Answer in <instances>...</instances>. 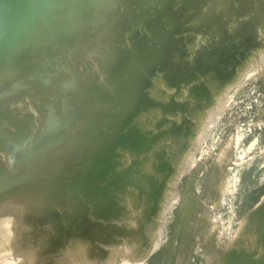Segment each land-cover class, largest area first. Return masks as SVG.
Masks as SVG:
<instances>
[{
	"label": "rangeland",
	"instance_id": "1",
	"mask_svg": "<svg viewBox=\"0 0 264 264\" xmlns=\"http://www.w3.org/2000/svg\"><path fill=\"white\" fill-rule=\"evenodd\" d=\"M5 1L0 0V28L3 24L4 30L3 34L0 29V194L22 182V161L53 147L62 133L81 132L82 122L91 113L101 111L100 106L109 110L122 92L137 90L142 97L136 100L117 136L128 133L138 139L139 146L120 144L118 140L108 142L111 152L97 165L101 175L91 180L99 188L112 180L114 185L117 183L110 201L113 215L103 220V215L92 208L98 202V193L82 195L79 187L63 198L67 205L71 203L69 206L61 203L64 195L57 194L61 206L55 205L56 209L64 214L62 211L72 209L77 202L73 207L77 213L66 211L64 222L68 215L67 221L72 219L69 223H73L81 209L89 208V220H103L105 227L116 226V234L99 242L109 257L118 256V260H112L115 264H225L224 258L240 232L252 224L253 213L264 205V0H75L77 8L70 0L68 5H60L63 9L58 8L57 0L49 3L50 7L46 4L50 0H40L43 7L39 0H30V6L27 0ZM54 5L61 12L56 7L53 11ZM28 8L33 12L29 14ZM35 9L38 13L45 11V15L39 13L42 16L37 18ZM74 10L77 17H73ZM49 20L48 28L44 27ZM13 21L29 25L22 24V29L20 24L19 32L14 33ZM76 23L77 30L71 29ZM31 27L35 28L32 33ZM34 31L44 37L36 39ZM27 37L31 38L29 42ZM8 40L16 46L7 45ZM24 44L29 48L24 49ZM28 50L34 53L30 55ZM124 52L137 53L139 58L133 68L117 72L107 58ZM146 53L155 54L156 60L147 62ZM233 57L237 59L235 65L222 71L223 77L216 81L219 66ZM75 80L82 83L78 94L70 92ZM49 108L62 113L53 120ZM99 125L85 123L82 130L106 133L112 129ZM37 143L42 147L35 148ZM52 163L41 167L43 171L36 168L41 171L37 175L54 174L56 165ZM7 174L13 175L9 179ZM54 204L51 201L50 211L55 209ZM39 211L36 218L42 213ZM28 212L26 215L33 216L35 211ZM41 216L37 220L44 221L45 216ZM33 218L29 220L33 221L31 227V222L20 226L21 232L34 229L39 220ZM40 221L39 225L43 224ZM44 225L54 236L47 233V240L49 237L58 245L54 250L57 256L84 264L77 259L74 246L65 242L74 234L73 229L63 233V224L61 230ZM32 230L23 235L38 239L39 234ZM59 233L65 234L64 238L58 239ZM257 246L264 249V237ZM244 252L248 261L256 256Z\"/></svg>",
	"mask_w": 264,
	"mask_h": 264
},
{
	"label": "bare ground",
	"instance_id": "2",
	"mask_svg": "<svg viewBox=\"0 0 264 264\" xmlns=\"http://www.w3.org/2000/svg\"><path fill=\"white\" fill-rule=\"evenodd\" d=\"M5 1V0H4ZM9 1V0H8ZM11 2L14 1V0H10ZM24 1V0H23ZM22 1V2H23ZM26 1V0H25ZM24 1V2H25ZM28 1V0H27ZM26 1V5L27 3H30V0L29 2ZM33 1V0H31ZM37 1V0H36ZM34 0V2H36ZM43 1V0H41ZM40 0L38 2H41ZM46 2H48V0H45ZM56 0H50L48 3H46L47 5H49L50 7V4L49 3H53L55 2ZM61 2V0H59ZM67 1L69 2L70 0H63L61 3L58 2L57 0V4H58V8L60 5L67 3ZM75 2V0H73ZM77 1V0H76ZM79 1V0H78ZM83 1V0H82ZM105 1V0H104ZM113 1V0H112ZM111 1V2H112ZM6 2V1H5ZM15 2V1H14ZM13 2V3H14ZM17 2V1H16ZM24 2H23V6H24ZM34 2H33V5H34ZM37 2V3H38ZM71 2V1H70ZM147 2V1H146ZM3 3V2H1ZM18 3V2H17ZM42 4H40L42 7L43 5V2H41ZM56 3V2H55ZM76 3V2H75ZM81 3V1H80ZM83 3V2H82ZM89 3V2H88ZM94 3V2H93ZM96 3V2H95ZM148 3V2H147ZM15 4V3H14ZM21 4V2H20ZM36 4V3H35ZM39 4V3H38ZM74 4V3H73ZM77 6H72V7H79V3H76ZM92 4V3H90ZM89 4V5H90ZM260 4V3H259ZM2 5V4H0ZM5 5H9L10 4H5ZM22 5V4H21ZM25 5V6H26ZM30 5H32L30 3ZM30 5H27V6H30ZM53 5V4H52ZM65 5H68L65 4ZM64 5V6H65ZM88 5V6H89ZM93 5H96V4H93ZM146 5V4H145ZM24 6V7H25ZM26 6V7H27ZM38 7V5H36ZM35 6V7H36ZM63 6V7H64ZM4 7V5L2 6ZM8 6H6V9H7ZM17 7V6H16ZM22 7V9L24 8ZM36 7V8H37ZM48 7V8H49ZM55 7L57 8V6L54 5V8L52 6V10L55 11ZM80 7H81V4H80ZM82 7H86V6H83L82 4ZM99 7V6H98ZM1 8V6H0ZM57 8V11L61 12V10L63 9L61 6L60 8H62L61 10H59ZM94 8V7H93ZM144 8V4H143V7ZM3 9V8H2ZM0 9V11L2 10ZM26 9V8H24ZM45 9V11H51L50 8L49 10L47 9V7L43 8ZM65 9H66V6H65ZM72 9V8H71ZM81 9V8H78V10ZM89 9V7H88ZM8 10V9H7ZM29 11V14L30 12L32 13L33 11H30V8L27 9ZM36 10V9H35ZM40 10V9H39ZM42 10V8H41ZM40 10L39 13H42V11ZM70 10V9H69ZM76 10V9H75ZM74 10V11H75ZM100 10V9H99ZM6 11V10H5ZM4 11V12H5ZM27 11V12H28ZM44 11V10H43ZM44 11V12H45ZM68 11V10H66ZM72 11V10H71ZM81 11V10H80ZM83 11V10H82ZM37 14H38V17L35 16L36 13H34L35 17L39 18V15L42 16V14H39L38 11L36 10ZM52 12V11H51ZM8 13V12H7ZM17 13V12H16ZM49 13V12H47ZM63 13V12H62ZM70 13V12H69ZM76 13V11H75ZM74 13V14H75ZM95 13V12H94ZM99 13V12H98ZM2 14V13H0ZM22 14V13H21ZM82 14V13H81ZM45 15V13H44ZM48 14H46L47 16ZM51 13L48 15V18L51 17L50 16ZM66 15V13H65ZM76 16H73V17H77V13L75 14ZM101 15V14H100ZM99 15V16H100ZM2 16V15H1ZM6 16V15H5ZM4 16V17H5ZM21 16V15H20ZM27 16L28 13H27ZM33 16H30L33 17ZM46 16L44 17L43 16V20H45ZM71 16V15H70ZM80 16V15H79ZM86 16V15H84ZM92 16V15H91ZM94 16V15H93ZM92 16V17H93ZM3 17V18H4ZM23 18V17H22ZM29 18V17H28ZM36 18V19H37ZM54 18V16L52 15V18L51 20ZM56 18V17H55ZM59 19L57 20H61L62 17H58ZM61 18V19H60ZM67 19L69 17H66ZM82 18V17H81ZM83 18H86V17H83ZM255 18V17H254ZM25 19V18H23ZM22 19V20H23ZM32 19V18H31ZM30 21L32 22L34 19H32ZM40 19V18H39ZM42 19V18H41ZM56 19H54V21H57ZM70 19V18H69ZM75 18H73V21H74ZM17 20V19H15ZM29 21V19H27ZM26 20V22H27ZM49 20V23L46 24V28L47 25L49 26L50 24V21ZM92 20V19H91ZM97 20V18H96ZM95 20V21H96ZM3 21V20H2ZM25 21V20H24ZM39 21V20H38ZM36 21V23L38 22ZM83 21V20H82ZM85 21V20H84ZM9 22V21H8ZM11 22V20H10ZM23 22V21H22ZM25 22V23H26ZM31 22H27V23H31ZM53 22V20L51 21ZM67 22V21H66ZM70 22V21H69ZM79 22H80V19H79ZM90 22V21H89ZM93 22H94V19H93ZM236 22H238L236 20ZM14 23V21H13ZM20 23V21L18 22ZM39 23V22H38ZM41 23V22H40ZM55 23H59V22H55ZM85 23V22H84ZM83 23V24H84ZM96 23V22H95ZM16 24V22L14 23ZM21 24V23H20ZM19 25H13V30H14V33H17L19 32L17 29L18 27L20 26ZM23 24V23H22ZM21 24V27L22 29L25 28L26 25H29V24H23L25 26H23ZM35 24V22H33V24H31L32 26ZM43 25V21L41 23ZM61 24V23H60ZM67 23H65L66 25ZM6 25V24H5ZM4 25V26H5ZM38 25V24H36ZM40 25V26H42ZM85 25H88V24H85ZM84 25V26H85ZM91 25V24H90ZM2 26L3 24L1 25V33H3L2 31ZM9 26V25H8ZM56 26V24H55ZM58 26V25H57ZM63 26V24L61 25ZM28 27V26H27ZM26 27V28H27ZM39 26L35 27V28H38ZM59 27V26H58ZM71 27V26H70ZM77 27H78V24H73L71 29H76L77 30ZM6 28V27H4ZM20 28V27H19ZM32 28V27H31ZM35 28H32L31 30V33L33 31V29ZM43 28V27H41ZM60 28V27H59ZM29 29V27L27 28ZM40 29V28H39ZM44 29V28H43ZM51 28H49L50 30ZM54 29V28H53ZM61 29V28H60ZM66 30H68L67 28H65ZM70 29V28H69ZM17 30V32L15 31ZM26 31V29H24ZM56 30V29H54ZM79 30V29H78ZM62 31V30H61ZM23 32V33H22ZM21 34L24 35V31H22ZM37 34V31H34L33 32V36L34 34ZM42 32V30H41ZM44 32H47V30ZM50 32V31H49ZM48 32V33H49ZM53 32V31H52ZM74 32V31H73ZM78 32V31H77ZM77 32L75 34H77ZM0 33V34H1ZM26 33V32H25ZM30 33V32H29ZM51 33V32H50ZM49 33V34H50ZM60 33V32H59ZM67 33V32H66ZM4 34V33H3ZM3 34L0 35V39H1V36L3 37ZM28 34V33H27ZM35 34V35H36ZM44 34V33H43ZM47 34V33H46ZM15 35V34H14ZM20 35V33H19ZM31 34L27 35L28 37H30ZM42 35V33L40 34ZM39 35V32L36 36H38L36 39H40V36ZM48 35V34H47ZM59 35V34H58ZM62 34H60L61 36ZM65 35V34H64ZM10 35H8L9 37ZM12 36V35H11ZM32 36V37H33ZM44 37V35H42ZM50 36V35H48ZM54 36V35H53ZM14 37V36H13ZM21 37V36H20ZM26 37V36H25ZM25 38L26 41H30L29 38ZM33 37V40H35V38ZM52 37V36H51ZM235 37H237V34L235 35ZM24 38V37H23ZM22 38V40H24ZM64 38V37H62ZM71 38V37H70ZM76 38V37H75ZM8 38H6L7 40ZM21 39V38H20ZM28 39V40H27ZM38 39V40H39ZM52 39V38H51ZM67 39V38H66ZM5 40V42H6ZM10 41L12 40L11 38L9 39ZM8 40V44L11 43L9 42ZM15 40V39H14ZM37 40V41H38ZM42 40V39H41ZM17 41V39L15 40ZM36 41V40H35ZM34 41V42H35ZM36 41V42H37ZM45 41V39H44ZM52 41V40H51ZM55 41V40H54ZM72 41V40H71ZM18 42V41H17ZM16 42V44H17ZM23 42V41H21ZM32 42V40H31ZM43 42V40H42ZM46 44H47V41H45ZM63 42V41H62ZM73 42V41H72ZM4 43V41H3ZM24 43V42H23ZM22 43V45H23ZM50 43V41H49ZM150 43V42H149ZM12 44V43H11ZM27 44V42H26ZM24 44V45H26ZM30 44V43H29ZM28 44V45H29ZM70 43H68L69 45ZM139 44V43H138ZM137 44V45H138ZM12 45H15V44H12ZM36 45V44H35ZM33 45V47L35 46ZM39 45V44H38ZM43 45H45L43 43ZM140 45V44H139ZM1 46V45H0ZM16 46V45H15ZM30 46V45H29ZM55 46V45H54ZM53 46V47H54ZM101 46V45H100ZM36 47V46H35ZM42 47V46H41ZM134 47V46H133ZM7 48V47H6ZM4 49L7 51V49ZM10 48H12L10 46ZM14 48V47H13ZM12 48V49H13ZM29 48L27 45L26 47H24V49H27ZM40 48V45L38 47V49ZM47 47H45L46 49ZM74 48V47H73ZM99 48V47H98ZM1 49V48H0ZM127 49V48H126ZM137 49V48H136ZM9 50V49H8ZM11 50V49H10ZM35 50H37L35 48ZM48 50V49H47ZM57 50V49H56ZM25 51V50H24ZM29 51V50H28ZM33 51V50H31ZM29 51V52H31ZM41 51V50H40ZM132 51V50H130ZM4 52V51H3ZM28 52V54H29ZM39 52V51H38ZM42 52V51H41ZM114 52V51H113ZM118 52V51H117ZM129 52V51H128ZM127 52V53H128ZM1 53V52H0ZM10 53V51H9ZM8 53V54H9ZM12 53V52H11ZM34 53V51H33ZM37 53V52H36ZM51 53V52H50ZM125 53V52H124ZM6 53L2 54L3 56L5 55ZM7 54V55H8ZM32 54V52L30 53V55ZM45 54V52H44ZM49 54V53H48ZM64 54V53H63ZM113 54V53H112ZM115 54V52H114ZM147 54V53H146ZM143 55V54H141ZM1 56V57H3ZM23 56V55H22ZM26 56V55H25ZM28 56V55H27ZM39 56V55H38ZM43 56V55H42ZM41 56V58H43ZM59 56V55H58ZM146 56V55H145ZM7 57V56H6ZM50 57V56H49ZM105 58V57H104ZM139 56L136 54H123V53H120L118 54L116 57L114 56V58H107V63L110 64V65H113L115 68V70H117V72H121L123 70H126V69H130V68H133L134 67V62H135V59H138ZM45 59V58H44ZM146 59H147V62H153V60H156V55L153 54V53H148L147 56H146ZM145 59V60H146ZM41 60V59H40ZM39 59L36 60V61H33L35 64L36 62H39L40 61ZM237 61L236 58H231L227 61L226 64H223L221 66H219V69L217 70L218 73L220 74L219 78L216 79V81L220 80L223 76H222V71L224 72L225 70H227L229 67L235 65V62ZM30 62V61H29ZM28 62V63H29ZM32 63V62H30ZM139 63V62H138ZM5 64V63H3ZM136 65V64H135ZM40 66V65H39ZM38 66V67H39ZM141 66V64L139 65ZM138 66V67H139ZM29 67V66H28ZM136 67V66H135ZM149 67V66H148ZM147 68V67H146ZM136 69V68H135ZM26 70V69H24ZM40 70V69H39ZM145 71V70H144ZM135 72V71H134ZM139 72V71H138ZM35 73V71H34ZM125 73V72H124ZM129 73V72H127ZM131 73V72H130ZM120 74V73H119ZM138 74V73H137ZM145 74V73H144ZM121 75V74H120ZM135 78V77H134ZM116 79V78H115ZM127 79V78H126ZM131 81V80H130ZM117 82V81H115ZM113 82V83H115ZM142 83V82H141ZM81 84L78 80H75L72 85L70 86V92H74L75 94H78V90L79 88L81 87ZM114 85V84H113ZM129 87V86H128ZM135 87V86H134ZM132 88V87H131ZM144 90V89H143ZM110 93V92H109ZM111 94H112V91H111ZM89 95V94H88ZM120 98H118V100L114 103L113 107H111L109 110H102V106L99 107V109L101 111H98L97 113L96 112H93L91 113V115L88 116L87 118V121L85 119L84 122H82V125L79 127V125H77L79 127V129H81V132L80 131H77V133H72L69 132V133H62L61 134V139H59L54 145L53 147L51 148H44L42 150V153H40L39 155H36L35 157L32 156V158L30 157L27 161H25L23 163L22 161V164H23V167L25 169V173H24V176L23 178L24 179V182H23V178L22 179V182L20 181V183L18 184H15V186L10 189V190H6L4 191L3 193L1 192L0 194V264H28V263H31V264H76L77 262L75 261V259L73 260L72 258L70 257H67V256H64V258L60 257V256H57V252L55 253L54 250L58 247V245L53 244L50 242L49 240V237H54V236H51L48 231H46L45 228H43V225L44 224H51L52 226H54V228L57 230L59 229V227L61 229L65 228L62 230V232L64 233V231H67L68 228L69 229H73L74 231V234H71V236H68L66 237L67 240L65 242H67V244H69V246L71 248H73L74 246V249L73 251L75 250V252H77V259L81 260L80 261H83L84 264H112L114 262H112V260L114 261V259L116 260V258H111L109 257L99 245V242H104L106 241L109 237L113 236L114 234H116L118 232V228L116 226H113V225H110V226H107L105 227L104 226V222L103 220H107L108 218H110V216L113 215L114 213V210L112 209L111 207V195H112V190H113V187L117 184L114 185L113 183V180L105 187L103 188H99L98 186H96V183H95V180L91 181L93 176L96 175L97 177L99 175H101V167L100 166H97L98 163H100L101 160L103 159H106L108 158V155L110 154L111 152V148L109 146H107V143L108 142H111L113 140H118L120 144H126V143H132L131 145L134 146V147H137L139 146V141L137 138L135 137H129V134L128 133H124V134H121V135H118L117 134H120V130H121V125H123L126 119V117L132 112L134 106H135V102L138 98H141L142 97V94L137 91V90H131V91H126V92H122L120 94ZM51 100V98H50ZM148 102V101H147ZM49 104V103H48ZM75 105V104H74ZM111 105V104H110ZM43 107V106H42ZM51 107V106H50ZM54 107V106H53ZM63 107V106H62ZM56 108V107H55ZM55 108H49V114L51 115V118L53 120H56L58 118V116L60 115L59 113H62V112H59V109H55ZM46 110V109H45ZM61 111H63V108L61 109ZM14 112V111H13ZM11 115V114H10ZM87 117V116H86ZM1 119V118H0ZM133 119V118H132ZM51 121V120H50ZM92 122H99L100 125L102 126H105V127H109V128H112L110 131L106 132V133H102L101 131L99 130H82V129H85V126L84 124L85 123H92ZM99 125V126H100ZM55 127V126H54ZM124 127V126H123ZM98 129V128H96ZM62 130V127L58 128V132L60 133ZM142 130V129H141ZM140 134V133H139ZM113 136V137H112ZM4 141V140H2ZM41 142V141H40ZM43 143V142H42ZM42 143H37L36 147L35 148H41L42 147ZM7 145V144H6ZM50 145V144H49ZM115 145V144H114ZM117 145V144H116ZM26 146V145H25ZM29 146V145H28ZM23 148V147H22ZM23 150V149H22ZM21 150V151H22ZM19 151V150H18ZM20 152V151H19ZM28 153V152H26ZM9 154V152H8ZM21 154V153H20ZM16 155V153H15ZM14 155V156H15ZM22 155V154H21ZM26 155V154H25ZM13 156V154H12ZM19 155H16V157L18 158ZM11 158V157H10ZM28 158V157H27ZM19 159V158H18ZM22 159V158H21ZM11 160H13L11 158ZM20 160V159H19ZM23 160V159H22ZM53 161L55 163V172L54 174H50V175H37L38 174V171L39 173L42 170L41 167H43L44 165H46L47 163ZM13 161H11L12 163ZM20 162V161H18ZM15 163V162H14ZM13 163V164H14ZM52 163V165L54 164ZM10 164V163H9ZM20 164V163H19ZM18 165V164H16ZM21 165V164H20ZM9 167V166H8ZM12 167V166H11ZM14 167H18V166H14ZM52 167V166H51ZM49 167V168H51ZM33 168L36 170V168H40V170H34L35 173H36V176H35V173L34 172H31L33 170ZM48 168V169H49ZM32 169V170H31ZM12 170V169H11ZM22 170V169H21ZM45 170V169H44ZM47 170V169H46ZM45 170V171H46ZM50 170V169H49ZM49 170H48V173H49ZM52 172V171H51ZM50 172V173H51ZM1 173V171H0ZM34 173V175L32 174ZM2 174V173H1ZM0 174V175H1ZM16 174V173H15ZM14 174V176H15ZM22 174V173H21ZM30 174V175H29ZM32 174V175H31ZM47 174V173H46ZM13 175V174H12ZM11 174H7L6 175V178H9L10 176H12ZM1 177V176H0ZM2 177H3V174H2ZM99 178V177H98ZM10 179V178H9ZM20 179V180H21ZM118 179V178H117ZM116 179V180H117ZM8 181V179H6ZM12 180V179H11ZM5 182V180H4ZM14 182V181H13ZM91 182V183H89ZM17 183V182H16ZM73 185H76V186H73ZM76 187H79V188H82V191H81V194L83 195H89V194H94L96 196V192L98 193V197L96 196V198L98 199V202L95 203L96 206H92L93 208V211L97 212L96 214L99 215L101 214L100 216L103 215V220H101L102 222H95V221H91L89 220L90 218L86 215H88V212L90 209L89 208H83L81 209L82 212H79L78 214V218L76 217L74 220V222H70V219L71 215L70 212H69V215H71L69 217V221H67L68 219V215H67V219H65V222H67V224L64 222V218H66V215H64L65 213L68 212V210L72 211V212H76V211H73L74 210V206L76 205L77 202H75V205L72 207V209H69L66 210V207H64L63 209H65L66 211H62V212H65L64 214H61L60 211H58L57 209V206L55 205H59V208H60V204L62 203H66L65 202V196L68 197V195H70L71 191L76 188ZM57 194H60L62 197V200L63 202H57L59 201L58 198H60L61 196H57ZM56 197V199L54 198ZM64 198V199H63ZM70 198V197H69ZM68 198V199H69ZM54 199V200H53ZM76 201L78 198H75ZM74 200V199H73ZM51 201L52 202H56V204H54L55 206V209L57 211H54L52 209V211H50L51 209ZM61 201V200H60ZM67 201V199H66ZM69 201H71V198L70 200H68V203H70ZM50 203V205H49ZM71 204V203H70ZM69 204V205H70ZM67 205V203H66ZM64 205V206H66ZM67 205V206H69ZM85 209V210H84ZM40 210L39 212H42L40 213L41 215L43 214V218L44 221H40L42 218H40V222H42L43 224L40 223L39 225V221L37 220V218H39L38 216H41V215H37V218L35 217V213H37V211ZM152 210V209H151ZM28 211H32L34 212L33 216L32 215H26ZM50 211V212H49ZM38 212V214H39ZM150 212V211H149ZM153 212V210H152ZM30 214V212H28ZM77 213V212H76ZM250 213V212H249ZM46 214V215H44ZM75 214V213H74ZM90 214V213H89ZM252 214V213H251ZM150 215V214H149ZM64 216V218H63ZM75 216V215H74ZM148 216V215H147ZM249 216V215H247ZM30 217H35L33 219H36V221H38V227H36V223H35V226L32 227L35 229V231H37L36 233H38L39 235H36V237L38 236V239L35 238L33 236L34 239H32V237L30 238V236L25 237L23 235V233H26L27 231L31 232V230L28 229L27 225H25V227L28 229H26L27 231L24 232L22 231L21 232V228L23 227L22 225H24L25 223H30L31 225H29V227L32 226V222L33 221H29L30 220ZM42 217V216H41ZM92 218V216H90ZM149 217V216H148ZM89 218V219H88ZM146 220L148 219L147 217H145ZM252 224L250 223V227L248 226L247 229L244 228V230L242 229V232H240V235H239V238L238 240L236 241L235 244H233L231 246V250L230 252L226 255V257L224 258L225 259V264H236V260H237V256H240L242 254H244L245 252L244 251H247L248 253H251L253 252V254H256V256H254L253 259H250V261L246 264H264V249L262 248H259L258 249V246H257V242L260 241L263 237H264V205L259 208L258 210H256L254 213H253V216H252ZM33 223V224H34ZM68 223L70 224L69 227H68ZM64 225L63 228L61 227V225ZM20 226H22L20 228ZM56 226V227H55ZM24 227V228H25ZM36 227V228H35ZM44 227L47 228L46 225H44ZM71 227V228H70ZM20 228V230H19ZM33 229V230H34ZM37 229V230H36ZM54 229V230H55ZM59 229V230H61ZM24 230V229H22ZM32 230V232H34ZM244 231V232H243ZM27 232V235L28 233ZM58 232V231H57ZM50 235H48V234ZM56 233V231H55ZM54 231L52 234H55ZM57 234L58 235V239L59 238H64L65 234ZM34 235V233H30V235ZM47 235L49 236L48 237V240H47ZM57 237V236H56ZM238 237V235H237ZM36 239V240H35ZM49 241L48 245H47V242L46 240ZM237 239V238H236ZM55 240H57L55 238ZM235 240V238H234ZM232 240V242L234 241ZM53 242V241H52ZM57 242V241H56ZM230 242V244L232 243ZM51 243V244H50ZM50 244V245H49ZM230 249V247H228ZM185 250V249H184ZM229 251V250H228ZM187 252V251H186ZM54 253V254H53ZM188 255V254H187ZM247 255V254H246ZM250 257V256H249ZM186 258V257H185ZM184 258V259H185ZM118 260V258H117ZM142 260V259H141ZM179 261V260H178ZM185 261V260H184ZM82 262V263H83ZM112 262V263H111ZM116 262V261H115ZM137 262V261H136ZM180 262V261H179ZM115 264V263H114ZM121 264V263H120Z\"/></svg>",
	"mask_w": 264,
	"mask_h": 264
},
{
	"label": "water",
	"instance_id": "3",
	"mask_svg": "<svg viewBox=\"0 0 264 264\" xmlns=\"http://www.w3.org/2000/svg\"><path fill=\"white\" fill-rule=\"evenodd\" d=\"M248 262H249L248 258H246V256H244L243 254L240 256H237L236 264H246Z\"/></svg>",
	"mask_w": 264,
	"mask_h": 264
}]
</instances>
